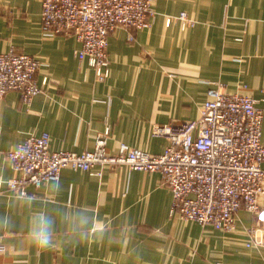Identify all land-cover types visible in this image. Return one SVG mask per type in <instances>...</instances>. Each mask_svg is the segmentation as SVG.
<instances>
[{"label":"crops","instance_id":"0c3cea01","mask_svg":"<svg viewBox=\"0 0 264 264\" xmlns=\"http://www.w3.org/2000/svg\"><path fill=\"white\" fill-rule=\"evenodd\" d=\"M152 8L149 27L109 35V76L98 81L75 56L73 35L41 31L40 0H0V51L13 47L43 63L41 92L30 104L17 91L0 98L1 179L17 176L5 153L44 132L51 151H91L109 128V152L125 143L160 154L168 141L153 129L195 120L213 87L258 101L264 144V0H152ZM183 11L194 26L165 25V15ZM94 170L101 176L63 168L59 191L49 182L29 186L31 207L21 196L0 195V217L9 222L0 228V264H264V248L245 245L250 227H264V195L260 215L241 209L235 228L223 232L170 215L171 192L159 172ZM41 208L87 216L86 239L57 224L55 248L32 247L27 219Z\"/></svg>","mask_w":264,"mask_h":264},{"label":"built area","instance_id":"2783aa9c","mask_svg":"<svg viewBox=\"0 0 264 264\" xmlns=\"http://www.w3.org/2000/svg\"><path fill=\"white\" fill-rule=\"evenodd\" d=\"M40 27L45 34L73 35L79 43L75 56L94 69L96 79L109 76L108 38L118 28L145 29L154 15L152 0H40ZM166 26L192 27L186 12L165 15ZM133 41L132 35L128 36ZM43 63L13 47L0 51V98L9 91L28 105L41 85L36 73ZM47 82L43 79L42 84ZM247 94L207 91L195 120L168 123L153 129L168 141L160 154H150L120 143L116 153L107 149V128L94 149L75 153L51 151L49 135H30L5 153L17 176L0 178V195L27 194V188L59 178L63 168L101 176L98 166L124 165L130 170L159 172L171 192L170 215L202 227L231 232L236 215L244 209L260 215L264 195L263 111ZM246 247L264 248V227L247 230Z\"/></svg>","mask_w":264,"mask_h":264},{"label":"clouds","instance_id":"9594fccd","mask_svg":"<svg viewBox=\"0 0 264 264\" xmlns=\"http://www.w3.org/2000/svg\"><path fill=\"white\" fill-rule=\"evenodd\" d=\"M48 187L52 191H59V184L55 181H49ZM21 200L26 207H31L34 198L27 195H22ZM8 220L0 217V228L8 226ZM89 223V218L82 213L64 212L59 215H53L46 209H35L31 212L27 219L26 236L30 245L36 249L46 251L55 248V231L57 224L66 226L67 231L72 235L81 238L87 237L85 226Z\"/></svg>","mask_w":264,"mask_h":264}]
</instances>
